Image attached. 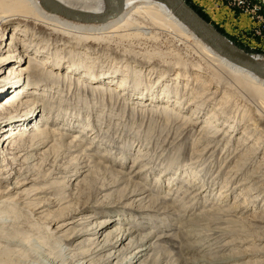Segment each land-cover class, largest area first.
<instances>
[{
    "label": "rangeland",
    "instance_id": "374dc122",
    "mask_svg": "<svg viewBox=\"0 0 264 264\" xmlns=\"http://www.w3.org/2000/svg\"><path fill=\"white\" fill-rule=\"evenodd\" d=\"M183 1L239 51L264 61V0ZM14 26L5 39L8 46ZM141 37L120 46L113 38L117 49L110 47L107 56L76 51L79 70H69L71 63L45 70L58 81L41 88V117L27 128L41 132L33 142L41 139V146L19 154L15 178L28 175L33 182L20 190L21 196H34L33 207L47 206L35 216V208L21 205L15 193L13 202L0 197V218L9 219L2 227L0 264H103L115 252L116 264L141 250L142 239L150 251L140 264H264V137L252 130L254 112L231 97L228 104L220 102L213 96L217 88L208 89L206 79L197 85V72L182 78L177 69L169 73L173 59L186 51L183 43ZM51 54L32 51L31 58L45 63ZM128 58L156 66L135 70L142 78L137 91L130 84L119 90L124 80L133 79L122 64ZM89 71L114 77V84L83 78ZM194 88L204 92L197 105L189 107L192 98L179 103ZM175 92L180 96L175 98ZM137 93L152 95L154 101L141 102ZM120 213L124 222L119 228L136 235L100 254L97 241H88L95 236L85 232H96ZM70 214L75 216L68 222L76 224L51 234L62 225L57 221ZM78 234L81 238L70 245Z\"/></svg>",
    "mask_w": 264,
    "mask_h": 264
},
{
    "label": "bare ground",
    "instance_id": "6f19581e",
    "mask_svg": "<svg viewBox=\"0 0 264 264\" xmlns=\"http://www.w3.org/2000/svg\"><path fill=\"white\" fill-rule=\"evenodd\" d=\"M53 1L71 11L93 16L107 14L114 7V0ZM12 25H15L14 28L16 31L8 46L5 44V39ZM21 35L25 38L24 40L19 38ZM133 36L150 37L149 39L155 40V42L162 41V43L166 42L168 44L171 39L173 43L178 45L184 44L186 46L185 53L182 56L177 52L178 58L180 59H173L175 61L172 62L173 65H171L170 68H167L168 72L171 73L177 69L178 72L176 75L181 78L191 76L194 72H197V76L201 75L197 78L199 79L197 80L198 83L196 82L197 85L207 80L209 84L207 87L208 89L217 88L216 90L218 91L214 93L213 96L218 99L220 97V102L222 99H225V103L223 104H228L229 99L232 98L234 101L240 102L241 105L243 104L246 111L248 109L249 112L250 110L253 111L255 115L252 117V122L254 123L251 124L253 126L252 130L264 137V78L257 77L248 69L237 66L223 58L217 50L207 45L201 38L185 26L162 1L123 0V6L115 17L109 18L103 23H84L48 12L44 9L43 0H0V99L2 100L3 96H6L5 94H9L5 97L4 101L0 103V149L2 150L0 151V185H7V187H4L6 191L0 192V197L2 199L8 198L10 202H13V193H15L16 199L18 198V200L24 201L21 205H28V207L32 209L35 208V216H42L44 211H39L45 209L47 206L46 203H39L33 207L34 205H32V202L34 200H31L34 196L31 198L29 195H27L26 198L21 196L20 190H24L25 187L33 182L32 180L29 181L30 177L28 175L23 176L22 180L15 178L18 174L15 170L19 154L28 149L31 150L32 147L36 150L41 146V139L33 144L36 138L40 136L41 132L36 128L32 129V131L27 128L30 126V123L41 117L39 115L40 112L37 113L42 102L44 104L43 97L45 95L39 93L41 92V88H45L53 81H58V78L54 77V75L49 77L45 71L47 67L50 66L58 71L65 67V64L71 63L69 70L73 71L74 68L75 70H79L82 68V65L78 63L79 61L76 59V57H78L75 55L76 51L83 50L90 55H97L98 52L104 55L106 50L110 47L116 48V46L111 43L113 38L117 39L115 43L120 46L125 40L131 39ZM172 47L175 48L174 45H172ZM32 51L41 53L43 56L50 54V51L52 54L50 59H47V61L45 60L46 62L44 63L33 57L31 58ZM247 56L259 66L264 67V61L260 60L258 57ZM113 59L115 58L113 57ZM26 62H29V66L23 68ZM122 64L126 66L125 70H127L128 75L133 79L129 82L124 80L119 90H125L126 86H129L127 84H130V87L133 86L131 88L135 91L139 90L142 86V78L135 70L137 68L143 70L144 68H156L155 65H151V60L137 63L136 59L128 58L127 61L122 62ZM92 71H89V74H84L82 77L87 78L88 75H90L89 78L94 82H99L98 80L105 81L104 79H107V83L111 85L114 84V81H112L114 77L108 79ZM153 73L155 74V71ZM69 78L71 79L72 77L68 75L65 76V79ZM201 78L206 80H201ZM192 90L193 91L190 89L186 90L187 92L184 96L179 98V103L184 104L185 98H188V101L192 98L193 100L191 101L193 102L189 104V107H195L197 101H199V94L202 93L196 91L198 88ZM200 90L205 91L201 86L199 87V91ZM168 94H170L169 91ZM137 95L139 94L137 93ZM202 95H204V92ZM36 96L42 99L36 98ZM177 96H180V94L176 93L175 98H177ZM139 97L140 100H142L141 102H144V100H146L145 103H149V100L154 101V96L152 95H139L137 99ZM26 98L29 100L22 102V100ZM195 101L196 103H194ZM170 108L171 107L165 106V110L167 111H171ZM251 114L252 113L249 115ZM42 120L45 126L46 120L44 117ZM21 126L25 128V131L18 129ZM10 128L17 129H13L6 133V130ZM26 132L28 133L26 134ZM246 132H251V129ZM262 161H264V158ZM11 171L13 173H10ZM79 174L78 172L77 175ZM80 176L81 175L78 177ZM105 188L106 187H103L101 190L104 191ZM102 191H98V193ZM23 192H25V190ZM262 193L264 194V189ZM25 200H30L31 204L26 203ZM82 208L86 211L88 206L84 205ZM115 214H117V212ZM74 216L75 215L70 214L61 217L55 225H62L58 226L51 234H60V231L76 224L75 222H68L72 221ZM121 216H123L122 213L110 218L103 225L96 227V232H92L91 230L85 232L91 237L95 236V239L88 241H90L91 244L97 241V244H99L97 248L100 254L116 249L118 244H123L129 237L134 234L136 235V232L119 228L124 222ZM5 219L9 222L8 218ZM7 221L0 218V245L2 241V230H6V228L3 229L2 227L8 224ZM106 230L110 231L106 232ZM81 236V234L75 235L68 240L69 244H74ZM101 239L102 241L100 242ZM136 240L137 238H133L130 242ZM12 241L13 243H17L15 239ZM139 243L138 247H143L141 250L134 252L127 260L123 262L119 261L116 264H140L141 260L148 256L150 248L146 247L145 243H147V241L145 239H142ZM21 244L24 243L21 242ZM22 246L29 247L26 244ZM134 249L136 248L134 247ZM116 255L117 253L115 252L107 256L103 264H112ZM78 264H87V262L81 260Z\"/></svg>",
    "mask_w": 264,
    "mask_h": 264
},
{
    "label": "water",
    "instance_id": "95a60500",
    "mask_svg": "<svg viewBox=\"0 0 264 264\" xmlns=\"http://www.w3.org/2000/svg\"><path fill=\"white\" fill-rule=\"evenodd\" d=\"M174 13V15L187 26L195 35L207 45L217 50L229 62L248 69L257 77L264 78V67L259 66L250 57L235 48L228 40L221 36L197 12L189 7L183 0H160ZM44 9L48 12L59 14L66 18L84 23H103L115 17L123 6V0H114L112 10L104 15H87L66 9L53 0H43Z\"/></svg>",
    "mask_w": 264,
    "mask_h": 264
},
{
    "label": "trees",
    "instance_id": "16d2710c",
    "mask_svg": "<svg viewBox=\"0 0 264 264\" xmlns=\"http://www.w3.org/2000/svg\"><path fill=\"white\" fill-rule=\"evenodd\" d=\"M200 16V15H199Z\"/></svg>",
    "mask_w": 264,
    "mask_h": 264
}]
</instances>
